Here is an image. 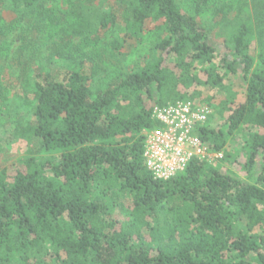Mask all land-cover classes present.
Returning <instances> with one entry per match:
<instances>
[{
	"label": "trees",
	"instance_id": "trees-1",
	"mask_svg": "<svg viewBox=\"0 0 264 264\" xmlns=\"http://www.w3.org/2000/svg\"><path fill=\"white\" fill-rule=\"evenodd\" d=\"M4 1L22 20L47 0ZM213 1L195 0L192 14L177 0H115L108 11L95 0H65L67 30L86 45L113 31L120 55L125 34L140 43L150 35L158 55L114 77L94 79V64L93 76L37 74L31 128L42 151L57 154L0 171V264H264V0ZM249 3L255 34L244 15ZM206 9L225 29L223 42L194 15ZM73 56L84 64L89 54ZM219 66L248 79L244 101ZM200 87L222 91L220 105L231 110L224 127L199 129L214 151L233 158L227 143L247 129L246 177L194 158L156 179L143 134L157 124L153 109L196 102Z\"/></svg>",
	"mask_w": 264,
	"mask_h": 264
},
{
	"label": "rangeland",
	"instance_id": "rangeland-1",
	"mask_svg": "<svg viewBox=\"0 0 264 264\" xmlns=\"http://www.w3.org/2000/svg\"><path fill=\"white\" fill-rule=\"evenodd\" d=\"M100 4L101 11H108L115 6V0H95ZM184 12L193 14L196 8L195 0H177ZM213 1V0H212ZM227 1L232 6L241 0ZM213 1V3H214ZM249 1V0H248ZM116 7V6H115ZM68 7L65 0H47L39 11L31 16L17 18L8 1L0 0V171L14 173L17 168H23L27 157H49L56 153H45L41 148V139L33 135L32 123L34 93L40 82L37 74L60 80L72 71L78 70L88 76H93L92 67L96 66L97 74L94 79L114 77L118 73L131 72L142 65L153 55L156 41L146 36L142 43L125 34L126 42L120 55H114L111 41L116 37L115 32L107 31L102 34L98 44L86 45L79 35H71L68 29ZM210 9L200 14H194L202 26L207 29L217 42H223L227 35L221 25H216ZM237 13L230 9L232 18ZM98 14V12H96ZM244 15L249 28L255 34L256 20L252 5L245 7ZM251 43L250 53L257 56L258 41ZM81 51L89 56L84 64L69 60L68 55H79ZM78 58V57H76ZM217 71L224 75L237 95V102L244 101L248 79L242 73H232L223 67ZM202 95L196 100L200 105L209 107L211 113L204 126L220 128L230 114V106L221 107L220 102L225 94L218 89L200 87ZM233 105V104H232ZM231 105V106H232ZM247 129L237 132L226 146V151L233 158L225 157V152L214 151L212 145L206 142L211 162L222 165L242 178L246 177L243 165L249 157ZM144 134V131H143ZM223 154L216 157L215 154Z\"/></svg>",
	"mask_w": 264,
	"mask_h": 264
},
{
	"label": "built area",
	"instance_id": "built-area-1",
	"mask_svg": "<svg viewBox=\"0 0 264 264\" xmlns=\"http://www.w3.org/2000/svg\"><path fill=\"white\" fill-rule=\"evenodd\" d=\"M211 111L194 101H177L157 105L152 117L157 124L144 130L145 163L156 179L167 180L184 171L194 159L209 156L200 127L207 123ZM223 157V154H215Z\"/></svg>",
	"mask_w": 264,
	"mask_h": 264
}]
</instances>
